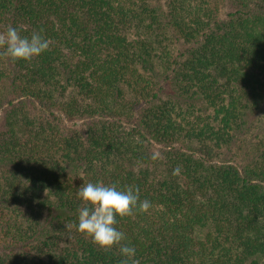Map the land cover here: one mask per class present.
Segmentation results:
<instances>
[{
  "label": "trees",
  "instance_id": "obj_1",
  "mask_svg": "<svg viewBox=\"0 0 264 264\" xmlns=\"http://www.w3.org/2000/svg\"><path fill=\"white\" fill-rule=\"evenodd\" d=\"M9 26L50 43L0 47V264H121L77 230L88 182L150 201L117 217L140 264H264V0H0Z\"/></svg>",
  "mask_w": 264,
  "mask_h": 264
},
{
  "label": "clouds",
  "instance_id": "obj_2",
  "mask_svg": "<svg viewBox=\"0 0 264 264\" xmlns=\"http://www.w3.org/2000/svg\"><path fill=\"white\" fill-rule=\"evenodd\" d=\"M50 41L42 31H34L30 36L21 35L18 27L9 26L0 36V47L5 57L16 61H31L49 48ZM154 160L158 153L153 154ZM181 168L173 169V175H179ZM47 192V190H46ZM83 207L78 209L77 230L92 238L93 242L105 249L118 246L122 257L121 264H140L136 259V248L127 243L126 234L117 228V217L131 216L134 210L146 213L151 203L140 200L139 189L131 186L120 189L116 184L105 185L103 182L83 183L77 192Z\"/></svg>",
  "mask_w": 264,
  "mask_h": 264
},
{
  "label": "rangeland",
  "instance_id": "obj_3",
  "mask_svg": "<svg viewBox=\"0 0 264 264\" xmlns=\"http://www.w3.org/2000/svg\"><path fill=\"white\" fill-rule=\"evenodd\" d=\"M231 10V7L227 4V5H223L221 7V17L224 18V16H226V14Z\"/></svg>",
  "mask_w": 264,
  "mask_h": 264
}]
</instances>
